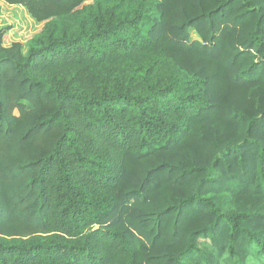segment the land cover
<instances>
[{
  "label": "trees",
  "instance_id": "obj_1",
  "mask_svg": "<svg viewBox=\"0 0 264 264\" xmlns=\"http://www.w3.org/2000/svg\"><path fill=\"white\" fill-rule=\"evenodd\" d=\"M0 1V264H264V0Z\"/></svg>",
  "mask_w": 264,
  "mask_h": 264
},
{
  "label": "rangeland",
  "instance_id": "obj_2",
  "mask_svg": "<svg viewBox=\"0 0 264 264\" xmlns=\"http://www.w3.org/2000/svg\"><path fill=\"white\" fill-rule=\"evenodd\" d=\"M40 25L36 24L21 6L9 5L0 1V40L3 44L8 45L15 41L25 42L32 37L34 33L39 31ZM190 38L196 39L198 35L191 30ZM258 201L260 209L264 212V193H259ZM226 241L215 243L213 239L201 238L199 241L200 251L189 264H232L236 260V264H242L243 257L246 254L244 246L237 249L233 258L223 256L222 248L226 247Z\"/></svg>",
  "mask_w": 264,
  "mask_h": 264
}]
</instances>
